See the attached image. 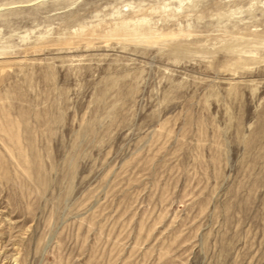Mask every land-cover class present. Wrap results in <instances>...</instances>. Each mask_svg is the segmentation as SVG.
<instances>
[{"label":"rangeland","instance_id":"rangeland-1","mask_svg":"<svg viewBox=\"0 0 264 264\" xmlns=\"http://www.w3.org/2000/svg\"><path fill=\"white\" fill-rule=\"evenodd\" d=\"M0 264H264V0H0Z\"/></svg>","mask_w":264,"mask_h":264}]
</instances>
